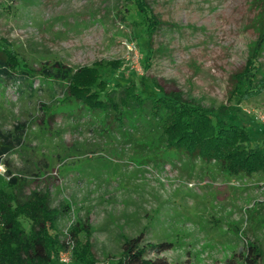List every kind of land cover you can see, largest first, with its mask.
Returning <instances> with one entry per match:
<instances>
[{
  "label": "rangeland",
  "instance_id": "obj_1",
  "mask_svg": "<svg viewBox=\"0 0 264 264\" xmlns=\"http://www.w3.org/2000/svg\"><path fill=\"white\" fill-rule=\"evenodd\" d=\"M126 1L0 0V38L21 60L18 73L0 72V130L14 142L0 188L11 190L10 171L25 194L49 189L53 207L70 204L58 221L59 263L66 251L71 264L76 259L71 228L87 219L97 264H114L123 236L142 231L149 242L173 244L163 253L171 264H226L249 242L264 263V172L229 174L217 161L168 150L145 116L134 111L113 121L112 113L65 102L67 81L46 75L58 63L102 62L110 86L136 80L147 97L162 94L155 78L190 102L225 108L263 142L264 90L242 97L232 79L257 36L254 0H147L163 21L150 51ZM260 61L264 71V51Z\"/></svg>",
  "mask_w": 264,
  "mask_h": 264
},
{
  "label": "trees",
  "instance_id": "obj_2",
  "mask_svg": "<svg viewBox=\"0 0 264 264\" xmlns=\"http://www.w3.org/2000/svg\"><path fill=\"white\" fill-rule=\"evenodd\" d=\"M253 4L257 8L253 20L257 36L249 45L245 66L232 75L234 94L242 97L259 95L264 90L260 61L264 51V0H254ZM126 8L128 11L134 9L139 15L150 51L153 36L163 24L162 19L150 9L147 0H127ZM148 56L149 53L143 56L146 62ZM112 63L114 68L119 67V62ZM19 67V55L6 39L0 38V72L18 73ZM103 67L102 62L76 69L58 63L53 74L45 73L67 81L65 102H79L90 110L101 111L106 118L112 113L113 121L123 122L126 115H132L134 111L145 116L149 123L157 125L160 139H166L168 150L217 161L229 174L264 172V141L253 140L247 122L234 121L225 108L190 102L184 98L182 90H166L155 78L152 83L162 93L157 96H144L136 80L110 86L102 77ZM26 73L35 76L31 69ZM13 147V140L0 130V157ZM9 173L7 185L11 190L0 188V264H60L58 254L64 249L65 242L59 238L58 221L70 204L65 202L59 208L53 207L49 189L25 194L21 176ZM22 218L30 222L28 228ZM81 232L88 236L85 241L79 238ZM91 232L89 219L78 221L71 228V235L77 241L76 259L72 264H97L91 251ZM144 234L142 231L136 236H123L121 256L114 264H171L163 253L173 244L149 242ZM262 259L261 248L249 242L247 250L241 249L226 264H264Z\"/></svg>",
  "mask_w": 264,
  "mask_h": 264
},
{
  "label": "built area",
  "instance_id": "obj_3",
  "mask_svg": "<svg viewBox=\"0 0 264 264\" xmlns=\"http://www.w3.org/2000/svg\"><path fill=\"white\" fill-rule=\"evenodd\" d=\"M262 119H264V116L260 115ZM5 156L6 154H4L2 157H0V175L3 176V177H7V171L5 169ZM71 237V235H70ZM70 251H66V252H63L61 255H60V263L61 264H71L70 261H71V256H70Z\"/></svg>",
  "mask_w": 264,
  "mask_h": 264
}]
</instances>
